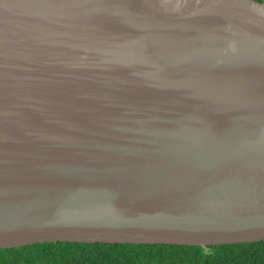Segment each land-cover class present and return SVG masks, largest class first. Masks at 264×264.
<instances>
[{
    "label": "water",
    "instance_id": "obj_1",
    "mask_svg": "<svg viewBox=\"0 0 264 264\" xmlns=\"http://www.w3.org/2000/svg\"><path fill=\"white\" fill-rule=\"evenodd\" d=\"M264 241V3L0 0V249Z\"/></svg>",
    "mask_w": 264,
    "mask_h": 264
},
{
    "label": "trees",
    "instance_id": "obj_2",
    "mask_svg": "<svg viewBox=\"0 0 264 264\" xmlns=\"http://www.w3.org/2000/svg\"><path fill=\"white\" fill-rule=\"evenodd\" d=\"M264 3V0H255ZM0 264H264V241L203 248L47 242L0 249Z\"/></svg>",
    "mask_w": 264,
    "mask_h": 264
}]
</instances>
